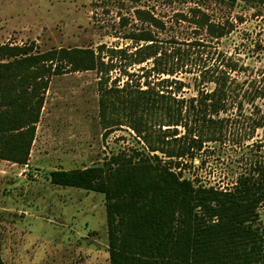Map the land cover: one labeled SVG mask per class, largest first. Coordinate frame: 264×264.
Wrapping results in <instances>:
<instances>
[{
    "label": "rangeland",
    "instance_id": "obj_1",
    "mask_svg": "<svg viewBox=\"0 0 264 264\" xmlns=\"http://www.w3.org/2000/svg\"><path fill=\"white\" fill-rule=\"evenodd\" d=\"M139 9L163 23L151 29L157 65L131 57L143 46L126 39L146 28ZM193 9L233 31L212 38L189 20ZM4 44L34 53L92 49L112 68L51 78L26 164L0 162L2 264H109L104 196L52 185V171L138 153L135 161L157 157L195 188L231 191L264 166V0H0ZM121 49L124 56L108 53ZM224 69V95L210 100L215 71ZM148 89L169 103L172 120L164 105H130ZM258 215L264 224V206Z\"/></svg>",
    "mask_w": 264,
    "mask_h": 264
},
{
    "label": "trees",
    "instance_id": "obj_2",
    "mask_svg": "<svg viewBox=\"0 0 264 264\" xmlns=\"http://www.w3.org/2000/svg\"><path fill=\"white\" fill-rule=\"evenodd\" d=\"M135 19L146 28L126 37L143 43L131 57L137 64L152 59L157 65L162 57H157L151 29H161L163 23L141 9L135 11ZM189 20L216 40L233 31L229 23H212L198 9L192 10ZM120 24L126 26L127 19L121 18ZM108 53L124 56L126 51ZM108 67L112 65L104 64L101 52L92 49L34 53L31 45H1L0 160L26 164L51 78L71 72L107 73ZM215 74L210 100L224 95L227 88L228 72ZM138 94L139 101L130 105L145 109L164 105L172 120L175 113L169 103L159 102L162 95L150 94V89ZM210 106L217 112L219 102ZM169 124L178 126L177 121ZM165 155L172 159L185 153ZM135 156L117 155L99 167L49 175L52 185L104 196L109 264H264V224L258 215V208L264 206V166L256 177L249 174L237 180L231 191H219L195 188L170 166H161L157 157L152 164L146 158L135 161Z\"/></svg>",
    "mask_w": 264,
    "mask_h": 264
},
{
    "label": "crops",
    "instance_id": "obj_3",
    "mask_svg": "<svg viewBox=\"0 0 264 264\" xmlns=\"http://www.w3.org/2000/svg\"><path fill=\"white\" fill-rule=\"evenodd\" d=\"M6 12V11H5ZM5 17H7L6 16V14H5ZM50 84V83H49ZM43 109V108H42ZM41 114H42V110H41V113H40V118H41ZM40 118H39V120H40ZM39 123V122H38ZM38 123H37V125H38ZM37 125H36V128H37ZM35 133H36V131H35ZM34 138H35V136H34ZM33 142H34V139H33ZM33 142H32V144H31V147H32V145H33ZM30 150H31V148H30ZM30 152L31 151H29V155H28V158H29V156H30ZM0 162L1 163H5V162H7V163H10V162H8V161H4V160H0ZM66 188H68V187H66ZM86 260H89V259H86ZM88 261H85V262H82L81 264H88L87 263Z\"/></svg>",
    "mask_w": 264,
    "mask_h": 264
}]
</instances>
